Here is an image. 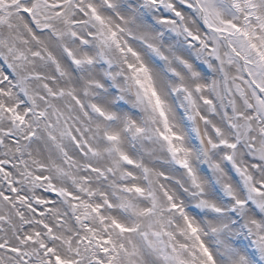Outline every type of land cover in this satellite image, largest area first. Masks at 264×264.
<instances>
[{
    "label": "snow or ice",
    "instance_id": "snow-or-ice-1",
    "mask_svg": "<svg viewBox=\"0 0 264 264\" xmlns=\"http://www.w3.org/2000/svg\"><path fill=\"white\" fill-rule=\"evenodd\" d=\"M0 264H264V0H0Z\"/></svg>",
    "mask_w": 264,
    "mask_h": 264
}]
</instances>
